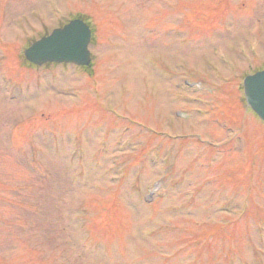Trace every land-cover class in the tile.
<instances>
[{"label": "rangeland", "instance_id": "374dc122", "mask_svg": "<svg viewBox=\"0 0 264 264\" xmlns=\"http://www.w3.org/2000/svg\"><path fill=\"white\" fill-rule=\"evenodd\" d=\"M76 15L93 79L21 59ZM0 24V264H264V0H0Z\"/></svg>", "mask_w": 264, "mask_h": 264}, {"label": "water", "instance_id": "95a60500", "mask_svg": "<svg viewBox=\"0 0 264 264\" xmlns=\"http://www.w3.org/2000/svg\"><path fill=\"white\" fill-rule=\"evenodd\" d=\"M89 41L88 28L80 21H73L34 43L25 51V58L37 66L48 62L87 66L90 61L87 50ZM244 94L247 105L264 122V71L245 79Z\"/></svg>", "mask_w": 264, "mask_h": 264}, {"label": "trees", "instance_id": "16d2710c", "mask_svg": "<svg viewBox=\"0 0 264 264\" xmlns=\"http://www.w3.org/2000/svg\"><path fill=\"white\" fill-rule=\"evenodd\" d=\"M89 73H90V75L92 74V71L91 70H89Z\"/></svg>", "mask_w": 264, "mask_h": 264}]
</instances>
